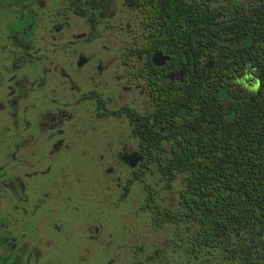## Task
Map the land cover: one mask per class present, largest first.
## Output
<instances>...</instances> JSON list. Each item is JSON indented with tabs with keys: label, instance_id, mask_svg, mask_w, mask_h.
<instances>
[{
	"label": "flooded vegetation",
	"instance_id": "obj_1",
	"mask_svg": "<svg viewBox=\"0 0 264 264\" xmlns=\"http://www.w3.org/2000/svg\"><path fill=\"white\" fill-rule=\"evenodd\" d=\"M188 1L212 12L219 8L222 15L223 5H233L247 17L255 0ZM168 8L169 0H0V264H71L72 248L67 247L73 213L85 221L82 261L112 263L104 260L102 211L78 201L73 205L72 200L94 182L90 171L104 157H94L96 152H114V161L129 166L136 153L140 165L138 123L127 111L152 112V87L158 83L164 86L162 104L169 105L168 79L185 83L182 67L169 74L164 71L162 77L158 71L150 72L149 61L166 67L171 60L168 46L179 55L185 53L183 33H169ZM233 14L238 15L237 9ZM73 17L82 21L81 32L71 31ZM175 34L176 40L170 42ZM104 35L114 42L113 83L117 86L123 78V89H139L144 111L107 105L102 83L111 64L104 57L110 47L100 42ZM128 38L131 44L125 41ZM191 38L193 52L199 55L198 28ZM155 52L169 57L164 65L153 62ZM121 63L127 68L123 75L118 72ZM236 77V83L248 79ZM88 105L98 121L123 116L135 149L126 144L119 147L111 133L100 127H86ZM89 159L92 170L85 164ZM193 237H188L191 246ZM228 259L223 256V264Z\"/></svg>",
	"mask_w": 264,
	"mask_h": 264
},
{
	"label": "trees",
	"instance_id": "obj_2",
	"mask_svg": "<svg viewBox=\"0 0 264 264\" xmlns=\"http://www.w3.org/2000/svg\"><path fill=\"white\" fill-rule=\"evenodd\" d=\"M261 4L255 0L242 17L229 4L221 5L222 15L219 8L212 12L192 1L169 0V33H183L185 53L168 46L166 67L148 63L151 74L161 77L184 68L185 83L168 79L169 105L162 104L164 86L158 83L152 87V112L127 111L137 120L143 155L133 178L149 164L168 185L180 176V206L198 225L190 250H219L229 258L225 264H264V0ZM235 9L238 15H231ZM197 28L199 55L191 38ZM242 75L248 79L236 83ZM148 194L154 224L176 218Z\"/></svg>",
	"mask_w": 264,
	"mask_h": 264
},
{
	"label": "rangeland",
	"instance_id": "obj_3",
	"mask_svg": "<svg viewBox=\"0 0 264 264\" xmlns=\"http://www.w3.org/2000/svg\"><path fill=\"white\" fill-rule=\"evenodd\" d=\"M70 23L72 32L83 30L79 18L73 17ZM107 36L104 35L100 39L101 43L110 47L104 57L111 64L109 74L103 76V97L111 108L126 106L142 112L145 110L144 99L139 89H123L125 84L123 78L120 79L119 85L115 86L113 83L114 42ZM130 40L128 38L125 41L131 44ZM119 66L118 72L123 75L127 68L123 63ZM86 115L88 117L86 127H100L111 133L116 143H120L119 147L126 144L128 149L131 147L135 149L134 142L129 136V125L123 116L115 118L107 116L98 121L93 117L92 107L90 108L89 105L84 117ZM114 128L115 132H112ZM104 138L107 140L108 136ZM164 148L168 149L169 143L164 142ZM99 154L104 157L101 160L97 159L95 170L90 171L92 172L90 176H94V182H89L86 193H78L79 196L74 197L72 201L73 205L78 201L79 205L102 211L100 223L103 224L105 234V262L111 260V264H223L224 255L219 250L211 252L197 251L196 248L190 250L189 238L195 235L197 223L187 216L180 206L179 191L183 186L180 176L174 178L168 185L160 176L157 166L149 164V168H146L143 174L139 173V178H133L134 170L139 167V163L136 162L134 166L122 162L119 164L114 161V152L106 150L96 152L94 157L98 158ZM85 164L92 170L93 163L90 159L85 160ZM108 168L113 170L109 172ZM129 178H132V182L128 191H125ZM73 186L74 191L77 187L75 184ZM98 192H100L99 196H97ZM148 192H151L154 203L160 210L170 211L176 218L160 227L154 224L152 209L146 206ZM89 222L96 223L92 220ZM84 223L81 216L72 214L71 243L67 247L72 248L71 264H87L86 261H82L80 253V247L85 243V239L81 237ZM91 242L90 240L89 245ZM89 264H92L91 260Z\"/></svg>",
	"mask_w": 264,
	"mask_h": 264
},
{
	"label": "water",
	"instance_id": "obj_4",
	"mask_svg": "<svg viewBox=\"0 0 264 264\" xmlns=\"http://www.w3.org/2000/svg\"><path fill=\"white\" fill-rule=\"evenodd\" d=\"M168 59L169 57L167 55H163L160 52H155L152 55L153 62L158 66L164 65ZM132 158L133 160L131 161L130 165L134 166L138 160V157H136V153L133 154Z\"/></svg>",
	"mask_w": 264,
	"mask_h": 264
}]
</instances>
